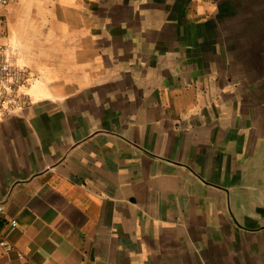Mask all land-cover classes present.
Returning <instances> with one entry per match:
<instances>
[{
    "label": "crops",
    "instance_id": "0c3cea01",
    "mask_svg": "<svg viewBox=\"0 0 264 264\" xmlns=\"http://www.w3.org/2000/svg\"><path fill=\"white\" fill-rule=\"evenodd\" d=\"M0 28L37 77L0 119V264H264V0H8Z\"/></svg>",
    "mask_w": 264,
    "mask_h": 264
},
{
    "label": "built area",
    "instance_id": "2783aa9c",
    "mask_svg": "<svg viewBox=\"0 0 264 264\" xmlns=\"http://www.w3.org/2000/svg\"><path fill=\"white\" fill-rule=\"evenodd\" d=\"M7 3L8 0H0V19ZM2 37L3 31L0 28V119L22 114L24 107L33 102V95L29 90L37 81L36 75L21 60L18 47L2 42ZM10 224L15 226L16 221L11 220ZM0 249L9 251L11 245L0 240Z\"/></svg>",
    "mask_w": 264,
    "mask_h": 264
}]
</instances>
